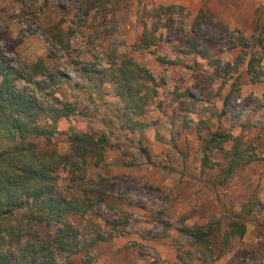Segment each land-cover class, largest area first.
I'll use <instances>...</instances> for the list:
<instances>
[{"label": "clouds", "instance_id": "obj_1", "mask_svg": "<svg viewBox=\"0 0 264 264\" xmlns=\"http://www.w3.org/2000/svg\"><path fill=\"white\" fill-rule=\"evenodd\" d=\"M0 8V186L63 205L53 264H264V0Z\"/></svg>", "mask_w": 264, "mask_h": 264}, {"label": "trees", "instance_id": "obj_2", "mask_svg": "<svg viewBox=\"0 0 264 264\" xmlns=\"http://www.w3.org/2000/svg\"><path fill=\"white\" fill-rule=\"evenodd\" d=\"M7 133V126L0 122V136ZM237 156L243 159L242 153L238 152ZM254 159L258 157L249 156L246 162L251 163ZM235 166L237 165L234 161L229 171ZM17 206L18 201L13 193L0 186V264H53L54 249L63 247V237L66 231H70L64 219L66 213L62 210L63 205L37 203L30 206L27 224L19 222L13 225V213ZM62 224L65 227H60ZM41 228H45L47 232L42 234ZM24 237H27L29 242L19 245V241ZM14 243L18 245L16 252L11 250Z\"/></svg>", "mask_w": 264, "mask_h": 264}, {"label": "rangeland", "instance_id": "obj_3", "mask_svg": "<svg viewBox=\"0 0 264 264\" xmlns=\"http://www.w3.org/2000/svg\"><path fill=\"white\" fill-rule=\"evenodd\" d=\"M46 3H47V0H46ZM59 7L61 8V9H64L65 7H66V5H64V4H59ZM5 10L3 9V8H0V13H2V12H4ZM0 38H5V36L3 35V34H0ZM189 95H191V93H189ZM181 104H183V102H181ZM160 107H161V109H163V102H161V105H160ZM256 204H259V201H256L255 202ZM254 206V205H253ZM260 207L262 208V209H264V204H261L260 205ZM247 210H251V208H248ZM40 232L42 233V234H45L47 231L45 230V228H41L40 229ZM144 253L143 252H141V255H143ZM247 255V252L246 251H241V252H238L237 253V256L239 257V256H246Z\"/></svg>", "mask_w": 264, "mask_h": 264}]
</instances>
